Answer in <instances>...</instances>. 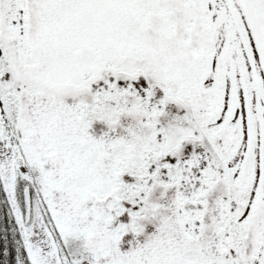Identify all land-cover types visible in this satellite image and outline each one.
I'll use <instances>...</instances> for the list:
<instances>
[{
  "label": "rangeland",
  "instance_id": "1",
  "mask_svg": "<svg viewBox=\"0 0 264 264\" xmlns=\"http://www.w3.org/2000/svg\"><path fill=\"white\" fill-rule=\"evenodd\" d=\"M235 18L264 86V0H0L2 261L264 264Z\"/></svg>",
  "mask_w": 264,
  "mask_h": 264
},
{
  "label": "water",
  "instance_id": "2",
  "mask_svg": "<svg viewBox=\"0 0 264 264\" xmlns=\"http://www.w3.org/2000/svg\"><path fill=\"white\" fill-rule=\"evenodd\" d=\"M236 24H237L238 30L240 32V35L242 37V40H243V43H244V47L246 49V53H247L248 59L250 61L252 70L254 72L258 89H259L260 93L262 94V96H264V89H263V86H262V80L259 78L258 73H257V69H256L255 61H254V54H253V51H252V48H251V44H250V39H249L248 33H247L246 29L244 28V26H243V24L241 23L240 20H236Z\"/></svg>",
  "mask_w": 264,
  "mask_h": 264
},
{
  "label": "trees",
  "instance_id": "3",
  "mask_svg": "<svg viewBox=\"0 0 264 264\" xmlns=\"http://www.w3.org/2000/svg\"><path fill=\"white\" fill-rule=\"evenodd\" d=\"M14 250L10 249L6 255V257H4V261H2L0 259V264H17V262L14 259V255H13Z\"/></svg>",
  "mask_w": 264,
  "mask_h": 264
}]
</instances>
